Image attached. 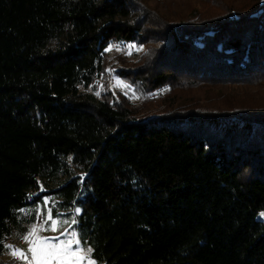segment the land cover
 Segmentation results:
<instances>
[{
  "label": "trees",
  "instance_id": "obj_1",
  "mask_svg": "<svg viewBox=\"0 0 264 264\" xmlns=\"http://www.w3.org/2000/svg\"><path fill=\"white\" fill-rule=\"evenodd\" d=\"M153 1L0 0V264L44 195L103 264H264V0Z\"/></svg>",
  "mask_w": 264,
  "mask_h": 264
},
{
  "label": "rangeland",
  "instance_id": "obj_2",
  "mask_svg": "<svg viewBox=\"0 0 264 264\" xmlns=\"http://www.w3.org/2000/svg\"><path fill=\"white\" fill-rule=\"evenodd\" d=\"M182 0H163L155 2L153 1V6L158 5L159 8H172L176 4H179ZM128 45H135L133 48L127 47ZM158 46L157 43H149L147 45H137V44H112L111 46V54L115 56L116 54L125 56L129 60H136L138 57L143 54L144 52H152V49L154 47ZM110 72V70H109ZM109 77H111V74H104L103 75V85L107 84L104 82H108ZM113 78V85L128 94L132 97V100H137L135 102H140L141 95L139 93H133V90H129L128 86L119 80L116 76ZM99 85V90H104L105 86L102 84ZM98 93V92H97ZM148 95H146L147 97ZM168 108L163 105V101L159 100H151L150 102L140 104L137 107V112L139 113V117H146L149 115H157L165 112ZM59 198L55 195H44L43 199L36 203L35 205L25 207L21 210V215L25 216V228L22 231H15L12 238H10L6 242V250L3 256V260L6 261V263L10 264H27V260L21 258L19 256V253H17L15 256L13 255V251L15 249H19L22 252H24L27 255L28 260L31 259V253L28 252L30 241H26L23 239L25 235H29L31 230L33 229V226L36 228V232L33 236L30 237V240H36L41 237H51V236H59L66 228L69 229V233L71 232L72 228L75 229V231L78 233L77 230V224L73 225L72 228H69L68 224L62 223L63 221H68L69 223L73 218L77 221V216L80 213H77L75 210L79 209L78 207L75 208L74 211L63 209L59 203ZM51 214L52 219H48L49 215ZM59 214V215H57ZM261 217V216H260ZM52 220H57L61 223H59V226L55 228V230L51 229L49 225L52 223ZM78 238L82 241V239ZM62 239H66V237H62ZM13 246L12 248H9L8 246ZM81 249L86 250L89 246L85 243H81L80 245ZM91 259L95 261V264H103L102 262L95 259L91 253ZM55 264V262H53Z\"/></svg>",
  "mask_w": 264,
  "mask_h": 264
},
{
  "label": "snow or ice",
  "instance_id": "obj_3",
  "mask_svg": "<svg viewBox=\"0 0 264 264\" xmlns=\"http://www.w3.org/2000/svg\"><path fill=\"white\" fill-rule=\"evenodd\" d=\"M127 47L133 48L135 45H128ZM79 213V209L75 210ZM59 215V214H57ZM261 217H264V213H260ZM48 219L51 218V214ZM59 221L52 220V223L49 227L55 230L56 227L59 226ZM62 223L68 224L69 228H72L73 225L77 224L75 218L68 221H63ZM36 232L35 226L29 233V235H25L23 239L26 241H30V246L28 252L31 253V259L28 260L27 255L19 249H15L13 251V255L15 256L19 253V256L25 260H27V264H95V261L91 259V253L93 249L88 247L86 250L81 249L80 245L82 241L78 238V233L72 228L69 233V229L66 228L59 236H51V237H41L36 240H30V237L33 236ZM62 237H66V239H62ZM83 243H86L83 242ZM12 248L13 246H8Z\"/></svg>",
  "mask_w": 264,
  "mask_h": 264
}]
</instances>
